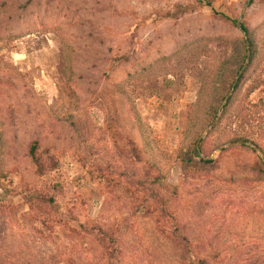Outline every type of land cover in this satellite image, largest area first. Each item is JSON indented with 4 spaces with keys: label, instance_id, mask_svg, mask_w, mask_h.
Segmentation results:
<instances>
[{
    "label": "rangeland",
    "instance_id": "1",
    "mask_svg": "<svg viewBox=\"0 0 264 264\" xmlns=\"http://www.w3.org/2000/svg\"><path fill=\"white\" fill-rule=\"evenodd\" d=\"M242 2L0 0V264H176L154 199L207 264H264V183L227 180L264 160V121L261 157L221 122L174 159L235 79ZM241 23L258 53L235 98L257 80L264 100V0ZM152 159L174 195L150 193Z\"/></svg>",
    "mask_w": 264,
    "mask_h": 264
},
{
    "label": "trees",
    "instance_id": "2",
    "mask_svg": "<svg viewBox=\"0 0 264 264\" xmlns=\"http://www.w3.org/2000/svg\"><path fill=\"white\" fill-rule=\"evenodd\" d=\"M205 5H209V2L205 1ZM241 26L245 31L246 38L243 39L241 36L239 38L241 48L239 54V63L233 71V77L235 78L233 90L227 97L225 103L222 105L215 124L211 127L213 128L216 124L223 122L229 132V137L227 138L228 143L251 140V135L254 131L252 128L253 123L264 121L263 98L260 97L254 102L248 99V95L257 86V80H254L253 84L248 85L244 89L241 98H235L241 83H243V81L247 79V77H250L254 69V67L250 69V66L253 64V61L257 57L258 53L252 31L249 30L245 25H243V23H241ZM246 49L249 52V59L242 71L238 73V69L242 61L244 60ZM230 84L231 83L229 82V86ZM211 109L212 111L210 120L214 118L217 107H212ZM141 133L143 135V132ZM37 147L38 146L36 140H32L28 147V156L36 168L39 166V156L36 152ZM229 148H247V146L243 144H234L227 147L226 149ZM223 150L225 149H221V151ZM184 155L192 156L190 145H188L187 143L176 150V156L174 157V159H176V161L180 163V165L183 163L185 164ZM205 162H213V160ZM144 167L148 171V187L150 193H153V197H158L160 187L167 190L168 195L175 194V191L170 188L169 184H161L163 176L153 159L152 162H146L144 164ZM151 168H153L154 172L152 174H149V169ZM238 173L239 175H237L236 173L230 175V177L227 178L228 182L233 183L240 180L244 183H264V165L262 163L253 161L248 164V166L239 169ZM47 201L53 204L52 199L48 198ZM148 210V213L154 215V221L158 222L157 219L159 217L164 220L163 222L165 223V226H162L163 229H161V231L165 230V239L169 242L170 246L176 253V264H207L209 258L218 255L217 253L212 254V256L202 253L200 254V252H198L197 242H195L192 236H190L186 232L185 225L179 220L177 214L176 216L174 214H171L167 210V207L165 208L163 205H161L159 200L154 199V202L151 203V208Z\"/></svg>",
    "mask_w": 264,
    "mask_h": 264
},
{
    "label": "water",
    "instance_id": "3",
    "mask_svg": "<svg viewBox=\"0 0 264 264\" xmlns=\"http://www.w3.org/2000/svg\"><path fill=\"white\" fill-rule=\"evenodd\" d=\"M250 1H251V0H243L242 4H241V6H240V9H239L238 15H237V17L235 18V21H234V27H235V29L239 32L240 36H241L243 39L246 38V34H245L244 29H243L242 26H241V18H242V14H243L244 10L246 9V7H247L248 4L250 3ZM248 59H249V52H248V50L246 49L245 56H244V60H243V62H242V64H241L240 68L238 69V73H240V72L242 71V69L244 68L245 64L248 62ZM234 83H235V79H234L233 82L231 83V85H230L228 91H227L226 94L223 96V98H222L220 104L218 105L217 110H216V114H215L214 118H213L212 121L209 123V125L205 128V130L203 131V133H202L201 135H199V136L196 138V140H195V142H194V146H193V150H192V152L194 151V149L197 148V144H198L200 138H201L203 135H205V134L208 132V130H209V129L215 124V122H216V120H217V118H218V115H219V112H220V109H221L222 105L225 103L227 97L231 94V92H232V90H233ZM232 144H243V145H245V146H248V147L251 148L253 151H255V152L258 154L259 157H261L260 151L258 150V148L256 147V145H255L254 143H252L251 141H248V140H246V141H235V142L227 143V144H225L224 146H228V145H232ZM224 146H220V147L218 148V150H220V149H221L222 147H224ZM200 157H201V158H204V159H208V158H210V156H208V157H204V156H201V155H200ZM260 159H261V162H262L263 165H264V160H263L262 158H260Z\"/></svg>",
    "mask_w": 264,
    "mask_h": 264
}]
</instances>
